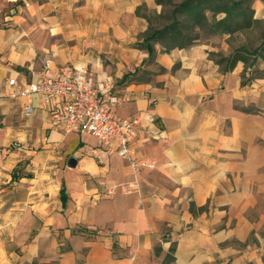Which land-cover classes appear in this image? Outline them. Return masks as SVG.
<instances>
[{
  "label": "crops",
  "instance_id": "1",
  "mask_svg": "<svg viewBox=\"0 0 264 264\" xmlns=\"http://www.w3.org/2000/svg\"><path fill=\"white\" fill-rule=\"evenodd\" d=\"M19 1L0 15V87L108 78L136 134L122 157L51 126L38 96L30 115L0 96V264L23 235L22 256L57 264H264V77L243 82L244 63L220 67L203 41L149 55L156 0Z\"/></svg>",
  "mask_w": 264,
  "mask_h": 264
},
{
  "label": "built area",
  "instance_id": "2",
  "mask_svg": "<svg viewBox=\"0 0 264 264\" xmlns=\"http://www.w3.org/2000/svg\"><path fill=\"white\" fill-rule=\"evenodd\" d=\"M108 78L96 84L84 81L80 73H61L57 76L39 74L35 80L19 82L15 76L0 87V96L22 99L24 115L34 110L38 96L49 112V122L65 132H88L110 153L131 158L135 129L130 120L116 117L111 106L119 100Z\"/></svg>",
  "mask_w": 264,
  "mask_h": 264
},
{
  "label": "trees",
  "instance_id": "3",
  "mask_svg": "<svg viewBox=\"0 0 264 264\" xmlns=\"http://www.w3.org/2000/svg\"><path fill=\"white\" fill-rule=\"evenodd\" d=\"M160 1V0H159ZM158 1V2H159ZM245 0H180L175 2L169 14V21L161 26L155 27L148 25L143 34L141 45L148 50L151 55L154 50V43H160L164 49H169L174 46H186L192 44L195 36L189 34V30L195 27H202L209 21L207 11L212 14L223 12L220 17L215 18L209 26L213 31H232L234 28L244 26L240 23V18L245 22L248 18L247 24L251 22L253 9L250 5H244ZM249 7V8H248ZM148 17V16H147ZM264 46V41L260 43L257 49L235 48L234 51L228 55H223L217 62H225L224 69H228L235 65L238 60L244 63V69L248 72L251 69V60L258 56H263L264 53L259 54L258 49ZM251 55L252 58H249ZM127 74L123 75L125 78ZM257 77H264V74H254L246 79H254ZM65 195L62 193V198ZM193 204L190 208L193 210ZM155 251H160V246H155ZM174 245H170L168 251L165 253L163 260L170 261L174 259L173 255ZM253 264V263H250Z\"/></svg>",
  "mask_w": 264,
  "mask_h": 264
},
{
  "label": "rangeland",
  "instance_id": "4",
  "mask_svg": "<svg viewBox=\"0 0 264 264\" xmlns=\"http://www.w3.org/2000/svg\"><path fill=\"white\" fill-rule=\"evenodd\" d=\"M158 1L159 0H156V2L159 4V10L155 11L152 14H147L149 25L155 27L161 26L162 24L169 21V14L171 12L172 6L175 2H178L180 0H160L159 2ZM19 3L22 2L19 0L13 2L7 1L6 4L2 5L0 15L2 16L5 10H10L11 7L14 8L15 5ZM248 4L250 5V8L253 9V19L249 24H247L249 18L244 22L243 19L239 17L240 23L244 24V26L234 28L232 31L224 32L211 30V28L209 27L211 25V22L215 18L222 16L224 13L217 12L215 14H212L210 11H207L209 21L206 23V25L198 28L195 27L189 30V34L195 36L191 43L203 41L211 44L212 47L209 50V54L213 57L214 61H216V59H219L223 55H228L230 52L234 51L235 48H245L249 50L254 48L257 49L260 43L264 41V0H245L244 5L247 7ZM6 6L8 7L6 8ZM258 53H264V46L261 49H258ZM249 58H252L251 55L249 56ZM250 62L252 64L251 69L248 70V72L243 70L240 74L241 80L243 82L247 81V74H249V76L250 74H264L263 56H258L257 58L252 59ZM217 63L220 67L225 64V62ZM251 80L247 82H251ZM90 140H94V137L90 138ZM87 143L90 144L91 141H88ZM10 146L11 148L18 146V142H12ZM29 239L31 238L28 235L16 236L12 239H9L8 246L10 248L14 247L13 260L16 262V264H57V258L52 257V255L37 253L34 255H27L25 257L22 256L20 246L26 243ZM173 243L174 242H171L170 245ZM155 246L157 245H154V251ZM17 254L21 256H16ZM158 255L159 258H161V253H158Z\"/></svg>",
  "mask_w": 264,
  "mask_h": 264
},
{
  "label": "water",
  "instance_id": "5",
  "mask_svg": "<svg viewBox=\"0 0 264 264\" xmlns=\"http://www.w3.org/2000/svg\"><path fill=\"white\" fill-rule=\"evenodd\" d=\"M68 164H69V165H74V164H75V158L72 157V156H70V157L68 158Z\"/></svg>",
  "mask_w": 264,
  "mask_h": 264
}]
</instances>
